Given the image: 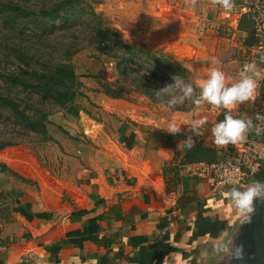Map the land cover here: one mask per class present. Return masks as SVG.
<instances>
[{"label":"crops","instance_id":"obj_1","mask_svg":"<svg viewBox=\"0 0 264 264\" xmlns=\"http://www.w3.org/2000/svg\"><path fill=\"white\" fill-rule=\"evenodd\" d=\"M207 6V22H214L210 33L216 36L219 25L227 23L214 6ZM182 14L192 13L185 8L178 17L162 13L153 21L195 20ZM247 33L241 30V42L226 50L212 46L198 52L196 63L183 62L198 87L213 68L225 73L226 86L239 79L245 63L254 62L264 74V56L244 44ZM130 109L120 113L131 121L129 127L123 135L117 130L116 137L104 146L110 158L104 163L88 157L68 178L54 177L39 168L35 174L22 173L14 167L36 183L38 193L34 199L22 200L18 239L0 245V264H257L256 253L249 246L254 243L252 213L242 220L227 195L233 188L214 195L207 180L198 178L183 189L171 181L170 174L164 178L163 171L176 165L189 147L202 146L226 156L239 146L263 143L264 132L257 134L256 128L264 129V119H257L264 117L259 115L264 109V79L253 100L232 109L207 102L165 116ZM226 113L251 119L253 127L244 140L220 146L213 142L211 128ZM201 119L206 123L195 126ZM172 125L180 131L169 133ZM182 174L189 176L188 168ZM257 181L264 182V167L248 186ZM24 204L29 205V212ZM178 204L184 213L177 209Z\"/></svg>","mask_w":264,"mask_h":264},{"label":"rangeland","instance_id":"obj_2","mask_svg":"<svg viewBox=\"0 0 264 264\" xmlns=\"http://www.w3.org/2000/svg\"><path fill=\"white\" fill-rule=\"evenodd\" d=\"M54 1L56 0H0V4L13 2L22 7L36 10L43 5L48 6ZM86 1L99 17L103 27L114 31L125 43L148 46L155 51L170 55L189 72L197 87L194 74L184 65L185 62L196 63L194 60L198 52H206L212 46H215L216 49L226 50L232 43L239 44L242 40L239 33L241 30L247 29V26H242L233 30L227 24L221 23L219 30L216 31L217 35L211 34L210 32L213 30L211 26L214 22H207L209 9L206 8V5L214 6L220 15L225 9L222 5L219 7L207 0ZM234 6L235 3H233ZM185 8L192 14L191 16L182 14V16L192 17L195 19H193L194 21H153L154 17H161L162 13L170 12L178 17L181 10L183 11ZM84 9L82 7L80 10L68 13L67 16H64L63 21L52 22L51 26L53 27L52 29L48 28L45 32L46 38L42 46L39 40L27 30H23L21 34L25 41L21 38L15 41L16 47L29 46L24 48V51L26 52L27 49L28 53L34 56L36 60L33 65L35 67H41V62L43 66H48L67 60L76 75L74 87L77 96L75 99V105L78 108L77 114H74L70 108L62 109L49 101H41L33 94L30 97L27 92H22L18 88H9L6 79L0 75L1 92L30 107L29 109L32 110L30 115L34 116L35 111L39 117L46 116L45 129L41 133L14 127L6 121V134L1 133L0 140H9L13 145L0 151V163L7 165L13 171H15V167L22 173L35 174L39 168L54 177L68 178L88 157L95 158L100 164L104 163L105 159H110L104 153V146L108 144L109 140H113V136L116 137L115 134L121 126L129 127L127 123L131 122L120 113H127L131 107H135L136 111L142 115L154 113L165 116L175 112H187L191 109H189V105L192 104L191 100L188 101L185 111H171L159 103L161 99L180 104L183 100L160 93L161 99L156 98L155 101H151L138 92L137 81L129 75L117 72L113 64L109 63L108 59L101 55L95 46L90 45L89 41L85 39L86 35L79 30V25L86 15ZM230 11H233L232 8ZM153 12L157 14L154 16ZM243 22L245 24V21ZM12 38L10 34L6 35L5 30H0L1 73L18 71L17 60L11 58V55L3 50L5 43L10 47ZM218 40L221 42L218 43ZM39 50L41 52L37 53ZM180 56L183 58H179ZM129 62L125 61V66L129 67L131 65ZM151 71L145 72V74L150 75ZM20 74L22 77H26L25 74ZM88 74L98 75L99 78L87 77ZM160 77V74H156L155 79L151 81L168 84L167 81L161 82ZM98 80L118 85L124 88L127 94L122 99L107 97L99 87ZM88 121L99 125L97 135L92 139H87L82 135V125ZM133 125L136 126L137 123ZM17 131L19 135L8 134ZM19 175L24 178L22 174ZM24 179L9 176L1 172L0 169V245L6 246L18 239L21 224L17 216L21 213V202L25 197L34 199L38 193L36 183L30 179H27L29 181Z\"/></svg>","mask_w":264,"mask_h":264},{"label":"trees","instance_id":"obj_3","mask_svg":"<svg viewBox=\"0 0 264 264\" xmlns=\"http://www.w3.org/2000/svg\"><path fill=\"white\" fill-rule=\"evenodd\" d=\"M84 7L85 18L82 19L79 30L86 35L85 39L89 41L90 45L96 47V50L112 63L114 69L125 75H129L132 79L137 81V91L142 93L151 101L160 98V93L172 95L180 99L183 97L182 103L173 102L166 99H161L160 104L164 105L171 111H185L189 100L192 104L189 109L195 106L194 101L200 95V88L197 87L189 72L170 55L158 52L152 48L144 45L125 43L119 35L111 31L101 24L99 17L93 11L91 5L86 0H56L50 5H43L38 9H30L22 7L13 2H6L0 4V30H5L6 35L10 34L12 38L10 47L7 43L3 45V50H6L11 58L17 60L18 71H6L0 75L6 79L9 88H18L22 92H27V95L37 96L41 101H49L53 105L62 109L70 108L74 114L78 113V108L75 105L76 91V75L72 66L65 59L64 62L49 64L48 66L35 67L33 62L36 60L34 56L30 55L26 47H16V40L22 39L23 30L30 32L36 39L39 40L41 46L45 42V32L51 28L52 22L63 21L64 16L68 13L80 10ZM88 8V9H86ZM245 21V24L244 22ZM242 24V25H241ZM247 26V39L244 41L245 46L253 47L256 41L253 37V24L247 18H242L239 27ZM25 41L24 39H22ZM5 48V49H4ZM37 45V49H38ZM39 50L37 53H40ZM130 61L129 67L125 66L124 62ZM146 75L145 72H150ZM20 73L26 75L22 77ZM149 74V73H148ZM156 74H160L161 82L155 83L151 80L155 79ZM87 77L98 79V75L88 74ZM178 77L183 85H191L193 92L188 98L184 97L182 86L180 88H173L170 92H164L166 85L173 83V78ZM99 87L104 95L112 99H122L127 91L118 85L101 82L98 80ZM182 91V92H180ZM32 107V106H31ZM30 107L23 105L22 102L11 98L6 93L0 91V134H6V121L11 123L14 127L20 129H28L35 131V133L44 132L46 116L38 114L34 111V116L30 115L32 112ZM126 127L121 126L118 131L123 135ZM8 134L19 135L10 132ZM13 143L9 140H0V151ZM225 155H219L214 149L205 148L202 146H194L185 149L184 155L176 165L169 166L163 171L165 174L172 176L171 181L182 186L189 184L191 180L198 178L193 175H184L187 167L198 163H212L223 159ZM1 172L20 179H24L18 173L11 170L7 165L0 163ZM262 170V169H261ZM25 181H29L24 179ZM11 192V191H10ZM185 191L182 193L183 198ZM180 198V199H181ZM201 206V205H199ZM25 210L29 212V205L24 204ZM177 209L184 213L185 210L178 204ZM31 217V216H30Z\"/></svg>","mask_w":264,"mask_h":264},{"label":"clouds","instance_id":"obj_4","mask_svg":"<svg viewBox=\"0 0 264 264\" xmlns=\"http://www.w3.org/2000/svg\"><path fill=\"white\" fill-rule=\"evenodd\" d=\"M219 2L226 11L231 10L233 7L232 0H219ZM262 79H264V74H262L254 62L243 64L239 79L230 86H226L225 73L213 68L207 79L201 82L199 86L200 95L194 103L200 105L207 102V104L212 106L232 109L239 103L253 100ZM181 86V80L178 77H174L173 83L166 85L163 91L170 92L173 88H180ZM182 91L184 97L191 96L193 88L191 85H183ZM180 99H183V97H180ZM257 119H264V117H257ZM205 123L206 121L201 119L195 121L194 125L203 126ZM252 127L253 123L251 119L234 118L230 113H226L222 121L212 126L211 136L216 145L235 144L244 140L248 130ZM179 131L180 127L177 125H172L169 129V133L172 134ZM256 132L260 134L264 132V129L257 127ZM188 143L191 145V137L188 138ZM227 195L242 220H247L249 214L253 211L254 199L264 196V182H254L243 191L233 188Z\"/></svg>","mask_w":264,"mask_h":264},{"label":"built area","instance_id":"obj_5","mask_svg":"<svg viewBox=\"0 0 264 264\" xmlns=\"http://www.w3.org/2000/svg\"><path fill=\"white\" fill-rule=\"evenodd\" d=\"M207 1L221 7L219 0ZM232 2L235 3V6L232 7L233 11L222 12L223 20L233 30L239 28L242 18L250 20L253 24V37L256 41L253 47L257 54L264 56V0H232ZM263 110H259V115L264 114ZM98 130L99 125L95 122L88 121L82 125V135L87 139L95 137ZM263 167L264 142H253L235 148L219 161L192 164L187 168L191 175L207 180L211 193L216 195L230 187L247 188Z\"/></svg>","mask_w":264,"mask_h":264},{"label":"water","instance_id":"obj_6","mask_svg":"<svg viewBox=\"0 0 264 264\" xmlns=\"http://www.w3.org/2000/svg\"><path fill=\"white\" fill-rule=\"evenodd\" d=\"M251 224L254 243L249 246L256 253L257 264H264V196L254 200Z\"/></svg>","mask_w":264,"mask_h":264}]
</instances>
